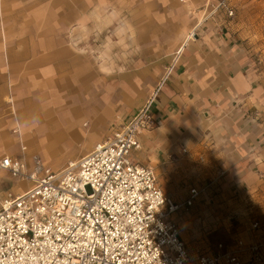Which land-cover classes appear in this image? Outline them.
<instances>
[{"label": "crops", "instance_id": "0c3cea01", "mask_svg": "<svg viewBox=\"0 0 264 264\" xmlns=\"http://www.w3.org/2000/svg\"><path fill=\"white\" fill-rule=\"evenodd\" d=\"M186 7L176 0H0V155L22 154L29 165L28 144L35 152L54 139L84 147L77 161L157 92L154 128L140 134L136 152L144 155L138 161L134 152L135 162L173 163L213 184L239 178L238 186L248 185L262 177L264 122L248 52L220 18L197 21L194 38L184 33L176 41L171 28ZM117 58L119 64L110 62Z\"/></svg>", "mask_w": 264, "mask_h": 264}, {"label": "built area", "instance_id": "2783aa9c", "mask_svg": "<svg viewBox=\"0 0 264 264\" xmlns=\"http://www.w3.org/2000/svg\"><path fill=\"white\" fill-rule=\"evenodd\" d=\"M215 6L213 12L234 16L230 0ZM156 97L157 92L108 141L61 170L0 155V170L30 182L24 192H8L1 201L0 264L264 263V244L256 237L247 243L239 235L230 248H189L177 214L193 207L213 181L191 187L178 202L164 192L151 166L132 159L141 149L140 134L154 128ZM258 229L255 220L251 230Z\"/></svg>", "mask_w": 264, "mask_h": 264}, {"label": "rangeland", "instance_id": "374dc122", "mask_svg": "<svg viewBox=\"0 0 264 264\" xmlns=\"http://www.w3.org/2000/svg\"><path fill=\"white\" fill-rule=\"evenodd\" d=\"M176 1L179 4H185L187 7L184 9L188 12L179 17L181 19L180 27L177 22V25L171 28V32L175 33L173 36L176 37V41L178 39L180 41L184 33L194 38L197 31L194 25L197 21L199 24L203 22V24L211 25L210 22L213 18H220L219 23H222V27L227 25L224 30H228L246 48L257 77V88L259 89L257 108L262 113L260 118L264 122V0H230L234 9L233 17L222 16L223 13L220 10L213 12L216 9L217 0ZM207 12L213 13L208 19L205 17ZM226 20L227 22L224 23ZM104 35L102 33L96 35V38H98L96 41H101ZM160 36L162 37V35ZM168 36L170 37V44H172V34ZM169 39L165 38L163 40L161 53L166 51ZM185 40L178 48L177 54H179ZM105 48L106 46H103L101 50ZM96 55L97 63L102 64L104 62L103 58L99 57L98 52H96ZM107 59L105 61H108ZM110 62H113L114 65L119 64V60ZM123 62L127 63L124 59ZM151 96L152 93L148 95L147 100ZM53 140L48 139L40 145L37 144L35 152L34 146L28 144L31 151L27 157L29 167H32L35 163L34 157H32L35 154L39 156L44 166L51 167L54 170H61L68 162L75 161L82 155L84 147L83 149L82 147H72L66 142L55 144ZM262 152L264 156V147ZM134 154L138 161H142L144 153L135 152ZM262 163L264 164V158ZM172 164L167 167L165 165L157 166L156 164L143 163V165L151 166L154 169L161 188H170L172 194L168 195L178 202L184 201L192 186H200L204 183L208 185L211 180L210 177L204 178L201 174L197 175L198 172L187 170V168L182 169V166ZM170 166L174 168L170 169ZM237 180L239 181V178H223L220 184L216 182L203 192L193 207L177 214L182 236L193 253L216 250L220 244L230 248L235 245V239L239 235L243 236L247 243H250L256 237L258 241L264 244V172L262 177L255 179L253 183L248 185L240 183V186H238ZM28 187H30L29 181H22L13 176L3 177L0 174V199L9 191L20 194V191L23 192ZM255 220L260 222V229L253 234L251 223Z\"/></svg>", "mask_w": 264, "mask_h": 264}, {"label": "bare ground", "instance_id": "6f19581e", "mask_svg": "<svg viewBox=\"0 0 264 264\" xmlns=\"http://www.w3.org/2000/svg\"><path fill=\"white\" fill-rule=\"evenodd\" d=\"M200 23H201V22H200ZM190 39H191V37H187V39H186V41H185V44H186V42L190 41ZM184 49H185V48H184V45H182V47H181V49H180V53L183 52Z\"/></svg>", "mask_w": 264, "mask_h": 264}, {"label": "flooded vegetation", "instance_id": "af4514ba", "mask_svg": "<svg viewBox=\"0 0 264 264\" xmlns=\"http://www.w3.org/2000/svg\"><path fill=\"white\" fill-rule=\"evenodd\" d=\"M220 11H222V13H223V15H225V10H220ZM226 16V15H225ZM227 22V20L224 22V23H226ZM224 27H226L227 28V25H224ZM165 82V81H164ZM163 82V83H164ZM155 102V101H154Z\"/></svg>", "mask_w": 264, "mask_h": 264}]
</instances>
